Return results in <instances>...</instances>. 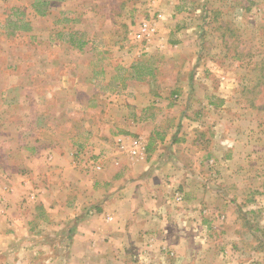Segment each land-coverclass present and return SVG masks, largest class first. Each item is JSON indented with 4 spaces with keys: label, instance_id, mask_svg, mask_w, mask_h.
Masks as SVG:
<instances>
[{
    "label": "rangeland",
    "instance_id": "rangeland-1",
    "mask_svg": "<svg viewBox=\"0 0 264 264\" xmlns=\"http://www.w3.org/2000/svg\"><path fill=\"white\" fill-rule=\"evenodd\" d=\"M263 64L264 0H0L1 230L47 245L51 217L168 159L162 243L133 264H264V111L242 94ZM146 185L126 189L147 206Z\"/></svg>",
    "mask_w": 264,
    "mask_h": 264
},
{
    "label": "crops",
    "instance_id": "crops-1",
    "mask_svg": "<svg viewBox=\"0 0 264 264\" xmlns=\"http://www.w3.org/2000/svg\"><path fill=\"white\" fill-rule=\"evenodd\" d=\"M173 161H150L139 171L127 167L121 177L123 191L113 199L111 196L109 200L106 194L88 204L86 210L69 213L66 218L51 217L49 223L45 222L50 236L47 245L42 239L38 241L42 236L39 230L15 228L7 236L0 228V264H133L134 248H139L143 240L147 244L152 237L156 241L163 237L155 230L159 224L153 216L169 206L170 199L164 194L171 180L168 174L179 167ZM146 183L152 186L148 194L151 204L147 206L142 202L147 195L126 189L129 185L147 186ZM113 202L116 207L111 211L109 205ZM113 210L115 213L107 217ZM42 250L46 256L41 254Z\"/></svg>",
    "mask_w": 264,
    "mask_h": 264
},
{
    "label": "trees",
    "instance_id": "trees-1",
    "mask_svg": "<svg viewBox=\"0 0 264 264\" xmlns=\"http://www.w3.org/2000/svg\"><path fill=\"white\" fill-rule=\"evenodd\" d=\"M27 23H24V25ZM19 29V28H18ZM260 69H264V64L260 66ZM261 85L263 88L261 89ZM242 94L247 96L248 98L247 103L250 105L251 108L258 110L259 112L264 111V73H260L258 79L253 83V87L251 89H247L246 91H242ZM173 142H177L174 140ZM52 141H50V144ZM35 149V147H32V150ZM0 165L3 166V168L6 166L5 161L3 160V157L0 154Z\"/></svg>",
    "mask_w": 264,
    "mask_h": 264
}]
</instances>
